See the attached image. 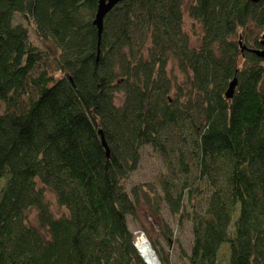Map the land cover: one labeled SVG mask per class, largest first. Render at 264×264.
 <instances>
[{
	"label": "trees",
	"instance_id": "trees-1",
	"mask_svg": "<svg viewBox=\"0 0 264 264\" xmlns=\"http://www.w3.org/2000/svg\"><path fill=\"white\" fill-rule=\"evenodd\" d=\"M96 7L0 0V264H144L142 206L159 264H264V0H119L100 35ZM145 147L162 171L127 189Z\"/></svg>",
	"mask_w": 264,
	"mask_h": 264
},
{
	"label": "rangeland",
	"instance_id": "rangeland-1",
	"mask_svg": "<svg viewBox=\"0 0 264 264\" xmlns=\"http://www.w3.org/2000/svg\"><path fill=\"white\" fill-rule=\"evenodd\" d=\"M189 0H184V2H188ZM14 23H22L23 25H26L29 29V37L30 39L37 45H40V42L35 35L34 31L32 30L31 26L26 23V20L19 16L14 17ZM184 30L187 32L190 44L193 46H197L199 40V34L200 29L197 24L192 23V21L187 17V15H184ZM56 77L59 76L57 72L54 74ZM26 96H22L23 101H26ZM5 105L3 103H0V113L4 112ZM162 171V164L159 159V157L151 151L149 147H145L142 150V157L139 164V167L137 170L130 176L128 182L126 183V188L128 189L131 184L136 183H145L152 181L155 175H157L158 172ZM45 196L47 201L49 202L50 208L52 212L59 216V215H65L67 212L62 207L57 206L54 200V196L51 192L45 191ZM163 214L167 221L170 223L173 233L175 237L181 242L182 247L187 250L189 247V242L191 239L190 236V225L188 222H183L181 227H176L175 222L173 221L172 217H170L165 211H163ZM27 221L29 224L36 226V218H35V211L34 209H30L27 212ZM150 223V219L148 218V213L146 212L145 208L142 206L138 212L137 215V221H132L130 218H128V226L129 228L134 232L136 235L135 237L142 236L146 241V235L145 233L148 231V225ZM144 230V231H143ZM148 243V241H147ZM149 244V243H148ZM226 246V245H223ZM150 247V246H149ZM152 251V250H151ZM153 253V252H152ZM155 257V256H154ZM173 259H176V254L172 253ZM156 259V258H155ZM157 262V260H156ZM157 264H159L157 262Z\"/></svg>",
	"mask_w": 264,
	"mask_h": 264
},
{
	"label": "water",
	"instance_id": "water-1",
	"mask_svg": "<svg viewBox=\"0 0 264 264\" xmlns=\"http://www.w3.org/2000/svg\"><path fill=\"white\" fill-rule=\"evenodd\" d=\"M119 0H97V7H96V12H95V15H94V20H93V24L96 26L97 28V32H98V35H100L101 33V30H102V20H103V17L105 16V14L118 2ZM249 1H252V2H256L258 0H249ZM260 44L263 46V48L261 49H256V50H251V52H253L254 54H256L258 57H260L261 59L264 60V33L260 36V40H259ZM240 50L243 51V50H248L246 47L242 46L240 44ZM235 85H236V80L235 78H233L231 80V82L229 83L228 85V89L225 93V96L226 98H230L231 95H232V92L235 88ZM101 143L103 145V147L105 148L106 150V153L108 154V149L105 145V142L103 140V137L101 136ZM135 245V244H134ZM136 248V246H135ZM138 254H139V251L138 249L136 248ZM139 256L141 257V255L139 254ZM142 261L144 264H146V262L143 260V258L141 257Z\"/></svg>",
	"mask_w": 264,
	"mask_h": 264
},
{
	"label": "bare ground",
	"instance_id": "bare-ground-1",
	"mask_svg": "<svg viewBox=\"0 0 264 264\" xmlns=\"http://www.w3.org/2000/svg\"><path fill=\"white\" fill-rule=\"evenodd\" d=\"M134 244L146 264H157L156 259L154 258V255L149 247V244L142 236L136 237Z\"/></svg>",
	"mask_w": 264,
	"mask_h": 264
},
{
	"label": "built area",
	"instance_id": "built-area-1",
	"mask_svg": "<svg viewBox=\"0 0 264 264\" xmlns=\"http://www.w3.org/2000/svg\"><path fill=\"white\" fill-rule=\"evenodd\" d=\"M155 258V257H154Z\"/></svg>",
	"mask_w": 264,
	"mask_h": 264
}]
</instances>
